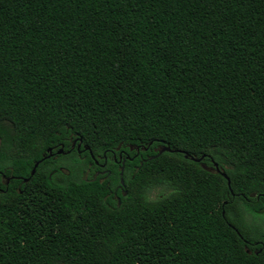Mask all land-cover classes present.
<instances>
[{"label":"trees","instance_id":"trees-1","mask_svg":"<svg viewBox=\"0 0 264 264\" xmlns=\"http://www.w3.org/2000/svg\"><path fill=\"white\" fill-rule=\"evenodd\" d=\"M263 199L264 0H0V264H264Z\"/></svg>","mask_w":264,"mask_h":264},{"label":"flooded vegetation","instance_id":"flooded-vegetation-1","mask_svg":"<svg viewBox=\"0 0 264 264\" xmlns=\"http://www.w3.org/2000/svg\"><path fill=\"white\" fill-rule=\"evenodd\" d=\"M74 146V143L72 144V147ZM79 148V145H77V150ZM78 155H80L79 151H78ZM80 157V156H79ZM127 159H129L128 157H126ZM93 159V158H92ZM115 163H122V166L120 168V175L122 174L121 169L123 168V164H124V160H122L121 156L118 157V159H113ZM94 164V165H93ZM105 167V161L103 163H99L98 161L93 159V163L88 162L87 163V167L84 169V171L82 172L81 176L83 179L85 180H99V181H105L107 175H106V170L104 169ZM122 181V182H121ZM5 184H8V181H5ZM123 180L120 177L119 178V185L117 186V192L120 193L121 195H125V192L123 191ZM117 192L114 193V198L117 199L118 203V197H117ZM262 207L260 208V212H262L264 214V199L262 200ZM264 237V235H263ZM260 245L261 247H264V242L263 241H258V242H254V245Z\"/></svg>","mask_w":264,"mask_h":264},{"label":"water","instance_id":"water-1","mask_svg":"<svg viewBox=\"0 0 264 264\" xmlns=\"http://www.w3.org/2000/svg\"><path fill=\"white\" fill-rule=\"evenodd\" d=\"M86 149V148H84ZM48 152V157L51 156V150H47ZM63 151L62 149H59L58 151H56V154H61ZM162 152H174V150H171L169 147H160L157 149V155L158 154H161ZM185 158H189L190 160L192 161H195V162H199L200 159L198 158H194V157H191V156H188V155H184ZM38 165V162L34 164L31 172H30V177L34 174L35 172V169ZM213 169L215 170L216 173H219L223 178H225L227 180V185L229 186V180H228V177L226 176V174L222 171H220V169L218 168L217 164L213 163ZM123 170V168L121 169V171ZM8 181V180H7ZM28 181V178L27 179H22V182L26 183ZM122 182V181H121ZM247 253H249L248 250H246Z\"/></svg>","mask_w":264,"mask_h":264},{"label":"rangeland","instance_id":"rangeland-1","mask_svg":"<svg viewBox=\"0 0 264 264\" xmlns=\"http://www.w3.org/2000/svg\"><path fill=\"white\" fill-rule=\"evenodd\" d=\"M155 194L152 195V197H154Z\"/></svg>","mask_w":264,"mask_h":264}]
</instances>
